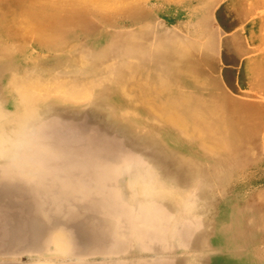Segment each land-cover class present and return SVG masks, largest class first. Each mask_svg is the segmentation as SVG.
I'll return each instance as SVG.
<instances>
[{
    "label": "rangeland",
    "instance_id": "obj_1",
    "mask_svg": "<svg viewBox=\"0 0 264 264\" xmlns=\"http://www.w3.org/2000/svg\"><path fill=\"white\" fill-rule=\"evenodd\" d=\"M0 264H264V0H0Z\"/></svg>",
    "mask_w": 264,
    "mask_h": 264
},
{
    "label": "bare ground",
    "instance_id": "obj_2",
    "mask_svg": "<svg viewBox=\"0 0 264 264\" xmlns=\"http://www.w3.org/2000/svg\"><path fill=\"white\" fill-rule=\"evenodd\" d=\"M15 7V6H14ZM9 15V14H8ZM8 15H6V16H8ZM9 18V17H8ZM7 18V19H8ZM194 63V62H193ZM190 79V78H189ZM196 81H198V80H196ZM190 82H191V80H190ZM186 84H184V86H185ZM188 85V84H187ZM195 85H197V84H195ZM191 86V85H190ZM198 86V85H197ZM195 87V86H194ZM199 88H201V87H199ZM199 88H197V89H199ZM205 89H206V87H204ZM191 89V88H190ZM194 89V88H193ZM208 90V89H207ZM194 92H197V91H194ZM202 92V91H201ZM202 95H204V94H202ZM74 99V98H73ZM186 117V116H185ZM189 119V118H188ZM186 120L187 122L189 121V120ZM186 123V122H185ZM189 126V125H188ZM190 128V127H189Z\"/></svg>",
    "mask_w": 264,
    "mask_h": 264
}]
</instances>
